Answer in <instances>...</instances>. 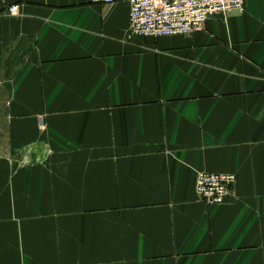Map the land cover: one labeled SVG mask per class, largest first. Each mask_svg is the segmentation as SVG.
Listing matches in <instances>:
<instances>
[{
    "label": "crops",
    "instance_id": "obj_1",
    "mask_svg": "<svg viewBox=\"0 0 264 264\" xmlns=\"http://www.w3.org/2000/svg\"><path fill=\"white\" fill-rule=\"evenodd\" d=\"M0 88V264H264V0L158 39L125 2L0 0Z\"/></svg>",
    "mask_w": 264,
    "mask_h": 264
},
{
    "label": "built area",
    "instance_id": "obj_2",
    "mask_svg": "<svg viewBox=\"0 0 264 264\" xmlns=\"http://www.w3.org/2000/svg\"><path fill=\"white\" fill-rule=\"evenodd\" d=\"M96 5H129V32L134 37L158 39L189 36L203 30L215 16L242 13L244 0H90ZM17 16L18 5L6 9ZM234 176L199 172L195 177V194L207 206H221L230 193Z\"/></svg>",
    "mask_w": 264,
    "mask_h": 264
},
{
    "label": "rangeland",
    "instance_id": "obj_3",
    "mask_svg": "<svg viewBox=\"0 0 264 264\" xmlns=\"http://www.w3.org/2000/svg\"><path fill=\"white\" fill-rule=\"evenodd\" d=\"M4 111H5V103H4V97L2 94V88H0V158L7 159L10 161L11 157L14 155L17 157L19 156V153H8L6 151L7 147V136H6V131H5V120H4ZM14 156V157H15ZM15 169V168H13Z\"/></svg>",
    "mask_w": 264,
    "mask_h": 264
}]
</instances>
